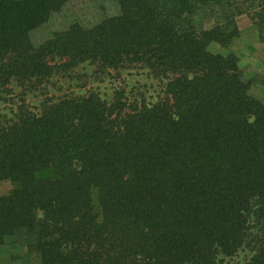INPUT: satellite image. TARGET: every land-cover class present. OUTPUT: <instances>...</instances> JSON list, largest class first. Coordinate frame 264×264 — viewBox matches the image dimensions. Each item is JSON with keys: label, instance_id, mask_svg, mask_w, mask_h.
<instances>
[{"label": "trees", "instance_id": "1", "mask_svg": "<svg viewBox=\"0 0 264 264\" xmlns=\"http://www.w3.org/2000/svg\"><path fill=\"white\" fill-rule=\"evenodd\" d=\"M70 1L0 0V90L89 63L143 68L160 91L63 93L37 112L21 97L0 116V245L38 264H264V77L211 49L242 14L264 43V0H111L36 38Z\"/></svg>", "mask_w": 264, "mask_h": 264}, {"label": "rangeland", "instance_id": "2", "mask_svg": "<svg viewBox=\"0 0 264 264\" xmlns=\"http://www.w3.org/2000/svg\"><path fill=\"white\" fill-rule=\"evenodd\" d=\"M114 9L111 0H71L61 12L52 14L49 22L35 33V37H43L48 31L58 29L72 20L92 23L103 14L112 13ZM238 24L240 35L229 48L223 49L213 44L211 49L222 53L233 51L238 56L240 68L248 78L264 77V43L258 40L256 28L247 15L238 16ZM56 64L58 65V62ZM122 89L130 100L143 93L146 101L154 102L160 86L143 68L103 71L94 64L82 63L67 71H56L42 87L27 90L24 94V90L16 83L9 84L4 90H0V116L10 117L17 104L21 103V97L25 99L31 111L37 112L40 102L46 97L55 98L63 93L86 94L95 91L102 98L110 100L116 90ZM263 89V85L256 84L253 91L255 94L264 95ZM9 188L8 181H0V194L6 193ZM0 264H38V260L34 255L26 256L23 247L5 244L0 245Z\"/></svg>", "mask_w": 264, "mask_h": 264}]
</instances>
